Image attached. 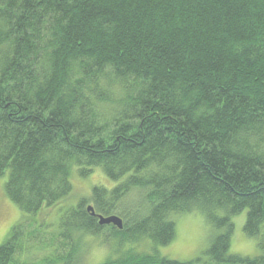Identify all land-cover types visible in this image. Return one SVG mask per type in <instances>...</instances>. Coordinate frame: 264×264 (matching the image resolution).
<instances>
[{
	"label": "trees",
	"instance_id": "1",
	"mask_svg": "<svg viewBox=\"0 0 264 264\" xmlns=\"http://www.w3.org/2000/svg\"><path fill=\"white\" fill-rule=\"evenodd\" d=\"M75 168L116 183L92 188L95 217L81 200L42 243L21 218L0 264H83L74 248L101 230L119 251L101 264H264V0H0L5 195L34 217L72 193ZM243 210L253 258L229 254ZM193 213L220 232L207 261L121 249L167 246ZM35 245L45 257L26 261Z\"/></svg>",
	"mask_w": 264,
	"mask_h": 264
},
{
	"label": "rangeland",
	"instance_id": "2",
	"mask_svg": "<svg viewBox=\"0 0 264 264\" xmlns=\"http://www.w3.org/2000/svg\"><path fill=\"white\" fill-rule=\"evenodd\" d=\"M98 170L100 171V169ZM98 170L96 169L86 177H81L76 168L73 172L70 169L68 180L72 186V193L65 199L57 202L52 208H44L41 212L34 215V217L23 216L18 208L11 203L4 192V183L7 176L0 178V231L3 232V237L0 238V246L5 242L11 228L21 218H26L29 225H35V227L41 226L38 228L41 243L47 238L56 239L63 232L60 221L68 209H73L81 200H85L87 202L83 207L87 210V208L92 206L89 198L94 186H100L110 190L116 185V183L110 182L101 171L99 173ZM246 215L247 210H243L231 218L234 229L231 235L229 254L253 258L261 255V251L256 248L254 239L247 238L244 235L243 227ZM40 221L43 223H40ZM172 222L175 224V237L167 246L156 247L148 240L147 242L141 241L132 245L124 243L121 249L123 251L136 249L139 252L149 247V253L152 252L151 254H158L161 257L179 262H188L196 259H199L200 262L207 261L205 251L209 249L212 241L220 232L208 224L205 217L198 213L182 215L181 218H176V221ZM66 231L70 233L73 243L76 242L79 236L78 233H74L72 229H66ZM108 236V231L105 230H101L97 237L85 235L83 238V246L81 245L79 247L78 245L73 250L72 258L74 261H81L83 264H101L105 260L115 257L116 254L114 252L117 251L118 253L119 251L114 248L112 242L108 241ZM47 251L48 249L43 252L40 245H35L32 247V250L27 251L29 254L26 255L25 260L33 262L36 258L37 260L44 258L43 253ZM41 254L43 255L41 256ZM51 254L55 257L53 252L49 255Z\"/></svg>",
	"mask_w": 264,
	"mask_h": 264
},
{
	"label": "water",
	"instance_id": "3",
	"mask_svg": "<svg viewBox=\"0 0 264 264\" xmlns=\"http://www.w3.org/2000/svg\"><path fill=\"white\" fill-rule=\"evenodd\" d=\"M87 212H90L91 216L95 217L93 209L91 207L87 208ZM96 219L98 220V225L100 226L113 225L120 230L122 229V221L118 217L111 216L108 218H103L101 216H97Z\"/></svg>",
	"mask_w": 264,
	"mask_h": 264
},
{
	"label": "snow or ice",
	"instance_id": "4",
	"mask_svg": "<svg viewBox=\"0 0 264 264\" xmlns=\"http://www.w3.org/2000/svg\"><path fill=\"white\" fill-rule=\"evenodd\" d=\"M3 237V232L2 231H0V238H2Z\"/></svg>",
	"mask_w": 264,
	"mask_h": 264
}]
</instances>
